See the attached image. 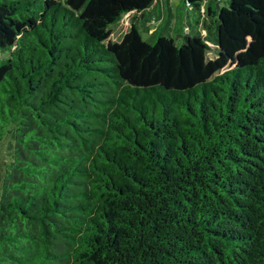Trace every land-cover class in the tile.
Returning a JSON list of instances; mask_svg holds the SVG:
<instances>
[{"label": "trees", "instance_id": "1", "mask_svg": "<svg viewBox=\"0 0 264 264\" xmlns=\"http://www.w3.org/2000/svg\"><path fill=\"white\" fill-rule=\"evenodd\" d=\"M174 7L0 0V264H264V0Z\"/></svg>", "mask_w": 264, "mask_h": 264}, {"label": "rangeland", "instance_id": "2", "mask_svg": "<svg viewBox=\"0 0 264 264\" xmlns=\"http://www.w3.org/2000/svg\"><path fill=\"white\" fill-rule=\"evenodd\" d=\"M172 1H173V4L175 2V7H174L173 12H174L175 15H177L176 13H177L178 7H176V5L179 2V0H172ZM161 9L162 10L164 9L163 4H162ZM134 15H138L139 16V14L137 12H135V11L128 12V13L124 14L123 17L117 23H115L114 25L111 26V34H110V37H109L111 41H119V40H121L123 35L127 31L130 30V28L132 26V20H133L132 18H133ZM189 19H190L191 23H194V20L192 19V16H190ZM172 21H173V23L171 24V28H173L174 25H176V23H175L176 21H177L178 25L182 26V27L186 24L185 18L180 19V20H176V18H175ZM158 22L159 21H151L148 24L149 27H150L148 33L145 32L144 30H142L141 33H142L144 38L148 37V34L151 31L154 30V28L156 27ZM186 31H187V29H186ZM203 33H205V32H203ZM210 45L213 48L215 46L214 44H211V43H210ZM215 55H216L215 51L209 50V52H208V56L209 57L214 58ZM10 147H11V145H10V143L8 141H4V142L0 143V157L2 159H8L9 158L8 154H9V151H10V149H9Z\"/></svg>", "mask_w": 264, "mask_h": 264}]
</instances>
